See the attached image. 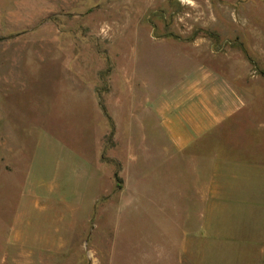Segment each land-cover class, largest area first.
Segmentation results:
<instances>
[{
  "label": "rangeland",
  "instance_id": "rangeland-1",
  "mask_svg": "<svg viewBox=\"0 0 264 264\" xmlns=\"http://www.w3.org/2000/svg\"><path fill=\"white\" fill-rule=\"evenodd\" d=\"M185 247L264 264V0H0V264Z\"/></svg>",
  "mask_w": 264,
  "mask_h": 264
},
{
  "label": "crops",
  "instance_id": "crops-1",
  "mask_svg": "<svg viewBox=\"0 0 264 264\" xmlns=\"http://www.w3.org/2000/svg\"><path fill=\"white\" fill-rule=\"evenodd\" d=\"M198 72V71H197ZM198 73L195 74V81L194 83L190 84L188 91L195 92L196 94L202 93V82L197 78ZM209 75V73H207ZM211 76H209L210 78ZM213 77V76H212ZM206 78V76L204 77ZM229 92L235 96V103L232 104L230 101H227L223 106H214L210 104L209 106L206 105V114L205 119L201 120H194L189 119V124L191 125L193 132L195 133V137L193 138H186L182 135H178L177 132L173 131L172 139L177 147H186L192 144L194 141L198 140L202 136H204L205 132H208L210 128L221 122L223 119L232 118L235 116L241 109L243 110L246 108V103L240 95V92L235 87L233 83L229 84ZM223 89V87H218V85H214L213 90L211 89L212 94L217 95ZM192 255V251L188 250L186 247L181 250H170V249H160L158 251V258L157 264H184L186 262L185 257ZM145 256L147 257L146 253ZM192 258V257H191ZM145 264L151 260L144 259Z\"/></svg>",
  "mask_w": 264,
  "mask_h": 264
}]
</instances>
